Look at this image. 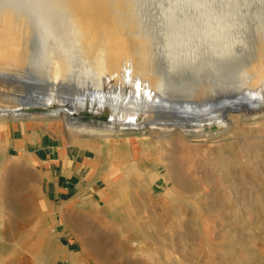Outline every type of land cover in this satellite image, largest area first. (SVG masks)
<instances>
[{
  "label": "rangeland",
  "instance_id": "rangeland-1",
  "mask_svg": "<svg viewBox=\"0 0 264 264\" xmlns=\"http://www.w3.org/2000/svg\"><path fill=\"white\" fill-rule=\"evenodd\" d=\"M129 2L127 17L84 23L40 0H0V94L5 96L0 109H5V93L15 91L21 105L29 107L21 118L44 133L69 145L101 142L124 157V174L111 177L105 203L86 212L69 209L65 232L59 234L54 215L40 210L34 197L36 176L6 158L0 145V264H70L54 259L62 249L76 256L77 264H264V109L243 95L264 79V0ZM194 30L207 44L198 58L190 55L184 63L203 62V76L189 80L205 85L200 97L185 79L153 97L114 89L105 98L109 109L118 104L152 110L148 116L159 125L151 126L146 114L131 117L139 131L104 136L45 99L50 93L72 100L73 80L52 88L28 78L56 76L59 58L69 78L86 69L97 71L104 83L107 62L95 69L85 59L97 54L100 40L116 34L141 37L159 74L167 64L163 39L187 37ZM229 42L235 44L232 57L217 62L216 45ZM67 121L94 132L72 131ZM110 124L115 123H98Z\"/></svg>",
  "mask_w": 264,
  "mask_h": 264
},
{
  "label": "bare ground",
  "instance_id": "bare-ground-1",
  "mask_svg": "<svg viewBox=\"0 0 264 264\" xmlns=\"http://www.w3.org/2000/svg\"><path fill=\"white\" fill-rule=\"evenodd\" d=\"M40 1L45 5L57 6L61 9H64L65 11L71 13L72 15H74L76 18H78L79 20H81L84 23H87V22H89V23L90 22L100 23L103 21L104 22L105 21H114L115 22L120 17H127L128 13H129L128 7H129V3H130L129 0H40ZM129 10H130V8H129ZM231 22H232V20H231ZM180 24H182V23L180 22ZM187 26H189V25H187ZM184 30H185V28H184ZM185 35H187V34H185ZM146 37H148V36H146ZM140 39H141V37H140ZM140 39L139 40L138 39L137 40L132 39L131 37L127 36L126 34H116L114 36H110L109 40H104V41L100 40L98 42V45L96 48L97 54H93V55L91 54L89 57H87V59H85V61L88 62V65L90 64L92 66V68H95V69L99 68V65L104 67L106 65V62H107L110 73L108 72L109 73L108 74L106 71L105 72L102 71V78L105 80L104 83H101L102 80L100 82L99 78H101V77L99 76L97 71L92 72V71H88L86 69L84 70V68H82L84 70V72H79V75H77V74H75V76L73 75V79H72V77L69 78L68 72L66 71L65 62L59 58L55 59V65L57 68V75L56 76L49 77V78H41V77H37L36 75L32 74L28 78L31 80H35V79L38 80L39 79V80L44 81V82H49L50 87H52V88H57L64 82L65 83H70V82L72 83V80H73V82L75 84V89H74L75 94H74V97L72 100L68 101L66 98H63V99L55 98V97L51 96L50 93H48L50 96L48 95L47 97H45V99H47L51 102H55L57 104L56 105L57 112H59V113L65 112L70 117H72L69 114L70 112L80 111V110H82V111L83 110H90L94 113H97L98 115L107 114L109 121H96L95 123H87L86 122L89 126H95L96 128H94V129H98L101 132H104V136L109 137L115 131L118 133L119 131L128 130V129H132V128L134 130H136V127L131 126L133 124V123H130L131 117H136V118L142 119V115H144V114H146L147 117H149L148 115L151 114L152 110H150L149 108H144V109L138 108L137 109L136 107L118 105V104L112 105L110 107L111 109H109L108 105L105 102V98L109 94H111L114 89H120V90L126 91L128 93H131L132 95L138 96V97H140V96L141 97H153L155 95H159L165 89L172 88V86L175 84H180V82H182L185 79H186L185 81L191 80V78L193 77L194 74L195 75L197 74L199 77L200 74L202 75L204 73V70L201 67L203 62L200 64L193 63V62H191L189 64V62H187V64H186V62L184 63V60L186 57H187V60H189L188 57L190 55H193L194 58H196V57L198 58L199 54H201L200 53L201 49L203 50L204 44H207L205 41H203L199 38L198 33L195 30L193 31V33H191V35H188L187 37H184V35L181 37L180 36L178 37L176 35H173V36L167 35V37L165 39H163L161 37V39L166 40L165 42H163L165 46H164V48H161L162 49L161 54H162V52H164L162 57H164V60L167 61V64L164 65L165 66L164 68L161 65V68L163 69V71H160L161 73H159V74L157 73L159 71H157L156 74L159 75V76H157L154 73L155 72L154 67L150 64L151 58H149V56H151V53H149V52L146 53V46H145L146 44H144ZM146 39H148V38H146ZM217 39H219V38H216V40ZM143 40H144V38H143ZM14 41H18V40H14ZM221 43H223V42H221ZM233 44H231V42H229L227 44H217L216 45V61L217 62H223V61L228 60L232 57V52H230V50H232V48H233L232 46L235 45V44L234 45ZM102 45H103V47H102ZM105 45H106V48H104ZM150 45H153V44H150ZM160 45H162V44H160ZM224 45H226V46H224ZM201 46H202V48H201ZM208 46L212 50V45H208ZM147 48H149V47H147ZM158 49H160V48H158ZM193 49H196V52ZM204 49H205V47H204ZM208 53H209V51H208ZM139 54H141L142 56H140ZM154 54H155V52H154ZM212 55H213V53H212ZM259 55H260V53H259ZM214 56H215V53H214ZM155 57H157V55ZM260 57H261V60L263 61L264 51L261 52ZM211 58H213V57L211 56ZM191 61H192V59H191ZM210 61H211V63H210L211 66L215 64V61H213V60H210ZM156 62L157 61H155V63ZM241 65H243V64H241ZM256 65H258V64H256ZM154 66H156V64ZM128 68H129V71H128ZM165 68H166V70H165ZM164 70H165V72H164ZM225 71H226V69H225ZM99 72H101V71L99 70ZM118 73H119V75H118ZM129 74H130V78L128 79L127 77ZM187 75H189V79H187L188 78ZM246 79H248V78H246ZM112 80L115 82L114 86H113ZM189 82H190L189 84L195 90L198 97H200V95L202 93L206 92L205 91L206 87H204L205 85L204 86H203V84L200 85L199 81H196V82H198L197 85L196 84L194 85V82H192V81H189ZM110 83L112 84V86L110 85ZM255 84H257V83H255ZM255 84H253V86H251L250 88L249 87L247 88V94L251 95L252 97L255 98V103L257 105L263 106L264 105V79H262L261 84H259V85L258 84L255 85ZM30 86H32V87L41 86V84L36 83L34 81H30ZM30 91L31 92H29V93H32V91H34V90H32V88H31ZM18 92H21V91H18ZM0 93H2V91H0ZM5 94H7L8 99L6 101H4L5 109H0V120H6V119L10 118L12 113L15 114L14 118L25 117L29 113L25 109V108H29V107H24L23 105H21V103L17 99L18 94L17 93L15 94V91L9 90V93H5ZM3 98H5V96H2L0 94V99H3ZM42 98H44V97L42 96ZM15 99H17L16 101L18 103L15 102ZM34 103H36V102L35 101H29L30 105H32ZM40 103H42V105L46 104V102H43V101H41ZM252 103H254V102H252ZM19 107H20V109H17ZM111 115L112 116L115 115L116 118H118L117 122H115L113 120ZM72 118H75V117H72ZM162 118H166V117H162ZM76 119H78V118H76ZM14 120H16V119H14ZM153 120H154L153 118L149 117V121H150L149 124L151 126L152 125H159V124L153 123ZM163 120H165V119H163ZM217 121H218V118H216V122ZM100 122H102V123H115V124L99 126L98 123H100ZM165 124H167V123H165ZM66 125L69 127L70 130L74 131L76 129L80 133L85 132V131L90 132V133L94 132V130H92V128H90L91 130L90 129H84L83 126L81 128H79L78 124L72 125L69 121L66 122ZM171 125L176 126L174 124H171ZM152 129L153 128H149L150 131ZM136 131H139V130H136ZM167 131H169V130H167ZM99 134L101 135V133H99ZM182 134H184V133H182ZM96 136H98V135H96ZM170 169H172V168L170 167ZM195 190H197V189H195ZM55 256H57V254ZM59 256L61 257L60 260L63 261L64 263L69 262L70 264H77V261L75 259L76 256L74 257L73 255H70V252L63 251V253L59 254Z\"/></svg>",
  "mask_w": 264,
  "mask_h": 264
},
{
  "label": "crops",
  "instance_id": "crops-1",
  "mask_svg": "<svg viewBox=\"0 0 264 264\" xmlns=\"http://www.w3.org/2000/svg\"><path fill=\"white\" fill-rule=\"evenodd\" d=\"M0 145L6 158L21 162L36 176L34 197L40 210L54 215L59 234L65 232L63 219L69 209L86 212L100 207L111 177L124 174V157L115 155L112 147L101 142L62 143L25 118L0 120ZM54 257L61 261L59 253Z\"/></svg>",
  "mask_w": 264,
  "mask_h": 264
},
{
  "label": "water",
  "instance_id": "water-1",
  "mask_svg": "<svg viewBox=\"0 0 264 264\" xmlns=\"http://www.w3.org/2000/svg\"><path fill=\"white\" fill-rule=\"evenodd\" d=\"M259 52H260V50L253 53L252 61L258 59ZM243 95L248 100H253V102H255V98L252 97L251 95H248V94H243ZM240 99H242V98H240ZM259 107L264 109V105L263 106L259 105ZM69 114L72 117L79 118L83 122L95 123L96 121H109L107 114L98 115L97 113H94V112H92L90 110L73 111V112H70ZM217 124L218 123L216 122V125Z\"/></svg>",
  "mask_w": 264,
  "mask_h": 264
}]
</instances>
